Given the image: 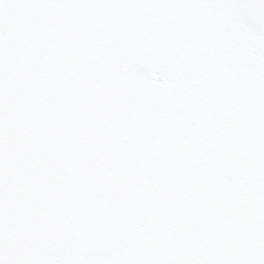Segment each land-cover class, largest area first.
Segmentation results:
<instances>
[{"label":"snow or ice","instance_id":"snow-or-ice-1","mask_svg":"<svg viewBox=\"0 0 264 264\" xmlns=\"http://www.w3.org/2000/svg\"><path fill=\"white\" fill-rule=\"evenodd\" d=\"M0 264H264V0H0Z\"/></svg>","mask_w":264,"mask_h":264}]
</instances>
